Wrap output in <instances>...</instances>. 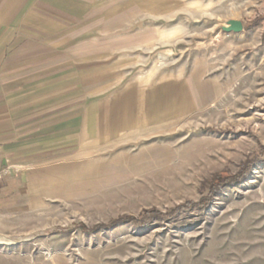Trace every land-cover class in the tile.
<instances>
[{
  "label": "rangeland",
  "instance_id": "1",
  "mask_svg": "<svg viewBox=\"0 0 264 264\" xmlns=\"http://www.w3.org/2000/svg\"><path fill=\"white\" fill-rule=\"evenodd\" d=\"M28 1L169 80V122L22 172L0 264H264V0Z\"/></svg>",
  "mask_w": 264,
  "mask_h": 264
},
{
  "label": "crops",
  "instance_id": "2",
  "mask_svg": "<svg viewBox=\"0 0 264 264\" xmlns=\"http://www.w3.org/2000/svg\"><path fill=\"white\" fill-rule=\"evenodd\" d=\"M90 29L63 30L28 0H0L1 201L36 163L169 122V80L128 78L124 59L88 37ZM170 101L182 114L188 87Z\"/></svg>",
  "mask_w": 264,
  "mask_h": 264
},
{
  "label": "water",
  "instance_id": "3",
  "mask_svg": "<svg viewBox=\"0 0 264 264\" xmlns=\"http://www.w3.org/2000/svg\"><path fill=\"white\" fill-rule=\"evenodd\" d=\"M221 30L225 33H239L243 30V24L238 20H229L224 26H221Z\"/></svg>",
  "mask_w": 264,
  "mask_h": 264
},
{
  "label": "built area",
  "instance_id": "4",
  "mask_svg": "<svg viewBox=\"0 0 264 264\" xmlns=\"http://www.w3.org/2000/svg\"><path fill=\"white\" fill-rule=\"evenodd\" d=\"M8 174V171L5 169L0 170V180Z\"/></svg>",
  "mask_w": 264,
  "mask_h": 264
}]
</instances>
